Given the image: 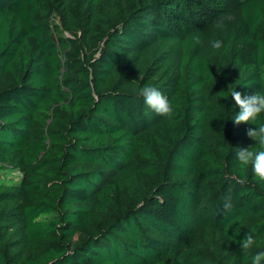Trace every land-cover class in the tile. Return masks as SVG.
Instances as JSON below:
<instances>
[{"label": "trees", "instance_id": "obj_1", "mask_svg": "<svg viewBox=\"0 0 264 264\" xmlns=\"http://www.w3.org/2000/svg\"><path fill=\"white\" fill-rule=\"evenodd\" d=\"M235 87L264 90V0H0V264H245L254 230L250 261Z\"/></svg>", "mask_w": 264, "mask_h": 264}, {"label": "clouds", "instance_id": "obj_2", "mask_svg": "<svg viewBox=\"0 0 264 264\" xmlns=\"http://www.w3.org/2000/svg\"><path fill=\"white\" fill-rule=\"evenodd\" d=\"M222 46L223 40L221 39L209 41V47L213 50L220 49ZM139 95L143 97L144 104L155 113L168 118L173 115V102L156 86L141 87ZM230 96L240 108L232 120L236 124L255 125V128L249 127L247 130V135L255 142L254 146L239 148L235 153V158L240 167L251 166L252 173L260 180H264V90H256L253 94L242 97L241 92L235 87L230 89ZM231 206V197H226L223 207L228 209ZM256 242L257 235L254 230L249 231L239 242L245 264H264V250L252 253L249 261L248 250L256 246Z\"/></svg>", "mask_w": 264, "mask_h": 264}]
</instances>
